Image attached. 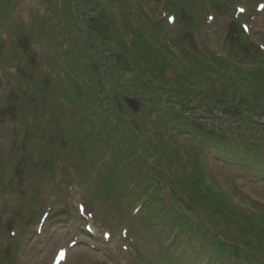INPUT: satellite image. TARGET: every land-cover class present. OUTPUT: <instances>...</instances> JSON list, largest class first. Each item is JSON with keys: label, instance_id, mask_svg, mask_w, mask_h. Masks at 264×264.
Masks as SVG:
<instances>
[{"label": "rangeland", "instance_id": "374dc122", "mask_svg": "<svg viewBox=\"0 0 264 264\" xmlns=\"http://www.w3.org/2000/svg\"><path fill=\"white\" fill-rule=\"evenodd\" d=\"M258 1L264 2L219 0L213 4V0H188L185 4L177 2L175 10L169 9L174 0H0V264H50L61 248H68L62 264H218L214 259L206 263L213 253L200 249L198 241L192 243L193 249L181 245L168 257L163 254L169 249L171 236H158L151 222H146L148 215L136 213L144 197L133 192V179L124 185L129 177L125 176L133 169L112 177L115 180L106 179L104 174L110 171L106 174L103 165L110 164L115 154L106 150L104 139L92 134L97 129L103 132L95 119L101 117L105 107L111 109L108 96L117 104L133 90L137 95L152 94L168 89L171 85L167 79L174 76L173 86L184 88L185 76L189 75L194 104L201 95L225 113L237 114L227 112L223 99L206 100L203 88L210 83L206 77L211 70L224 69L230 75L225 82L215 77V96L245 104L256 92L245 86L253 76L233 68H245L250 61L249 69L260 70L261 61L255 62L260 58L245 52L239 62L229 53L232 48L227 46V39L239 5L247 7L239 21L249 25L254 43L264 45V10H255ZM172 14L176 18L178 14V18L170 26L167 17ZM207 14L214 19L207 21ZM119 26L129 33H118ZM180 26L182 34L194 36L195 49L204 51L201 56L214 53L208 65L198 69L194 64L195 50L190 40L177 36ZM82 28L87 30L85 35ZM133 40L134 56L126 50ZM167 64L172 66L165 72ZM106 70L113 82L119 81L112 82L110 89ZM112 70L117 71L110 74ZM194 71L197 73L191 77ZM237 82L242 83L240 89L235 86ZM196 90L201 93L197 97ZM204 101L198 110L205 109ZM123 109L122 114L130 116L136 128L143 126L145 107L136 116ZM202 113L204 116L198 119L206 128L192 121L190 130L221 133L216 129L220 121L212 128V121L218 118L210 117L207 111ZM111 120L114 128L119 126V119ZM159 126H154L155 130ZM241 136L253 141L261 138L259 146H264V127ZM233 137L237 139L236 134ZM94 140H98L97 148ZM171 141L176 151L192 158L199 152L206 153L203 164L208 182L230 194L228 199L224 197L225 205L235 208L240 219L260 215L253 203L264 206V175L259 174L258 180L244 166L221 161L201 137L175 135ZM154 145L151 148L147 143L151 155L157 148ZM42 213L48 216L39 229L37 220ZM85 224L92 225L95 235L87 234ZM104 232L112 233V238L106 240ZM73 241L75 245L68 247Z\"/></svg>", "mask_w": 264, "mask_h": 264}, {"label": "trees", "instance_id": "16d2710c", "mask_svg": "<svg viewBox=\"0 0 264 264\" xmlns=\"http://www.w3.org/2000/svg\"><path fill=\"white\" fill-rule=\"evenodd\" d=\"M229 27L232 38L227 39V46L232 48L229 53L235 56L236 60H242V54L247 52L254 58H260V60L258 59L255 62L264 61V56L262 58L258 56L260 52L255 47L244 42V39L240 36V28L234 22H230ZM181 28L182 26L179 27L180 34L177 36L182 37L183 41H185L188 36L186 33L182 34ZM198 58L196 57L193 60L199 69L203 67L204 60L202 57L201 59ZM221 70L222 72H219ZM221 70H211L210 75L206 77V81L210 82L207 87H204L205 89L203 88L206 93V100L223 99L222 102L228 108L227 112L233 113L235 111L237 114H227L214 101H204L205 99H202L199 90L198 92L196 90V97L197 95L200 96L198 99L196 98L197 111L194 112L191 104H189L193 103V100H189L188 97L192 93L191 90L189 93L190 87H184L180 90H168L172 89V86H170L165 90H159L158 92L156 90L152 94L143 92L142 95L147 96L148 106L146 107V113L151 129V136L145 138L143 137L145 130L144 128L142 129L144 124L141 128H136L132 123L131 117H129L130 126L120 119V117H125L122 114L124 112L122 107L117 108V112L113 108L109 111L104 109L99 121L103 129L101 135H104L106 140L109 139L108 143L115 154L114 160L110 164H105L104 167L106 172L107 170L108 173L110 171L109 176L107 175L109 179L115 174L127 172V169H133L128 172L125 178L129 176L127 180L133 179L135 182L133 184L135 185L133 192L138 195L142 194L145 199L143 215L147 214L149 216H146V221L151 222L153 229L160 235H166V233L169 235L172 232L180 233L179 236L174 237L173 249H176L181 244L183 236L188 234L187 242L190 249L195 248L192 243L196 238L201 237V242H199L200 249L209 246L214 250L215 256L220 259L221 264H223L224 258L229 260L231 257L247 264L254 262L264 264V210L258 208L260 215L255 213L252 216L247 215L244 219H240V215L235 208L230 209L225 205L227 200L224 197L226 198V194L215 190L207 183L205 172L201 167L199 153L196 158L185 154L181 156L173 148V144L169 139L175 134L178 136L192 135L193 137H201L206 143H209L208 147L215 150L221 161L236 162V164L251 170L259 168L253 156L255 153L253 147L244 148L242 152L245 157L243 156V159H239L234 156L237 146L227 135L219 138L215 133L208 135L205 132L202 133L200 129L192 131L189 128L192 121H195L196 126L204 122L202 119H198L199 115L204 116L202 111H207L210 117L215 115L219 119L220 130H223L224 126L230 123V120L243 119L242 121H249L247 119L249 118V113L256 114L258 111L260 114L262 113L261 106L264 94L258 95V93L261 88H264V69L233 68L234 71H247L249 75L253 76V78L249 76L250 79L246 80L245 86L248 85L250 88L256 89V92L250 101L248 100V103L245 104V101L240 102L242 103L240 104L238 101H233V99L227 102L225 98H219V96L214 95L216 78L218 81L222 80L225 82V77L230 75L226 70ZM115 71L112 70L111 72ZM197 71H194V76ZM231 77L233 76L229 78ZM185 81H187L186 77ZM231 82H234V80ZM235 86L240 89L242 83L237 82ZM201 101L207 104L204 103L206 107L200 111L198 108L202 104ZM211 104H215V106L211 108L209 106ZM183 107H187L191 111L186 118L184 117ZM221 113L224 115L221 116ZM155 116H158V119H155ZM255 116L257 115H253V117ZM112 117L119 119V126L113 127ZM251 120L253 121V119ZM224 121H227V123ZM153 125L156 127L160 126L155 130ZM94 133L99 135L98 129ZM135 135H139L140 138L143 137L141 139L144 146L142 148V157L138 153V143ZM223 137H226L227 141ZM147 143L151 148L156 144L157 148H155L154 155L150 154L151 149H148ZM163 144L166 145L165 149ZM116 160H119V163ZM250 161L255 162L256 165L254 166L253 162L251 163ZM248 163H250L251 167L248 166ZM163 164L168 169L162 172L160 168ZM112 179L115 180L114 178ZM160 204L162 209L158 208Z\"/></svg>", "mask_w": 264, "mask_h": 264}, {"label": "water", "instance_id": "95a60500", "mask_svg": "<svg viewBox=\"0 0 264 264\" xmlns=\"http://www.w3.org/2000/svg\"><path fill=\"white\" fill-rule=\"evenodd\" d=\"M126 102L128 103L129 107L133 110V112H138V110L140 109V102L136 101L133 98H127Z\"/></svg>", "mask_w": 264, "mask_h": 264}, {"label": "snow or ice", "instance_id": "6c2138e0", "mask_svg": "<svg viewBox=\"0 0 264 264\" xmlns=\"http://www.w3.org/2000/svg\"><path fill=\"white\" fill-rule=\"evenodd\" d=\"M261 7H264V5H261ZM240 11H243V9H240ZM171 19V18H170ZM59 257L60 258H63V252H61L60 254H59Z\"/></svg>", "mask_w": 264, "mask_h": 264}]
</instances>
